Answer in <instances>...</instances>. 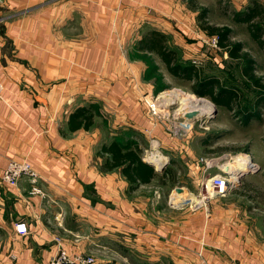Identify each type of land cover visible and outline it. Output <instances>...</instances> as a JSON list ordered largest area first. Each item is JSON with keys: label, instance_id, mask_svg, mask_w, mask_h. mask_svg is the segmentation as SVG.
<instances>
[{"label": "crops", "instance_id": "1", "mask_svg": "<svg viewBox=\"0 0 264 264\" xmlns=\"http://www.w3.org/2000/svg\"><path fill=\"white\" fill-rule=\"evenodd\" d=\"M250 1L232 0L236 11ZM197 16L186 0H0V264H48L57 238L71 255L121 243L158 246L166 264H264L260 224L237 218L224 199L192 209L185 222L159 205L155 221L148 205L159 201L157 179L129 193L120 169L101 170V147L123 133L178 149L152 127L132 75L140 66L128 55L157 31L184 61L227 58ZM91 104L100 112L93 127L69 131L70 115ZM10 160L28 161L37 181L5 184Z\"/></svg>", "mask_w": 264, "mask_h": 264}, {"label": "rangeland", "instance_id": "2", "mask_svg": "<svg viewBox=\"0 0 264 264\" xmlns=\"http://www.w3.org/2000/svg\"><path fill=\"white\" fill-rule=\"evenodd\" d=\"M186 1L189 3L190 0ZM195 1L199 5L200 3L206 5L209 10L208 17L211 24L220 27L229 26L233 29L234 34L232 39L244 44V50L255 60L256 73L258 77L261 78L262 85H264V47L261 49L251 38L245 24L233 23L231 17L224 14V7H228L230 11H236L232 0H223L220 6L218 5V0ZM258 1L264 5L262 0ZM244 9L245 8L242 10ZM211 38L212 43H210L214 47H217L216 38ZM214 39L216 40L215 45L213 44ZM204 53H207L206 49ZM211 55L213 56L206 59V62L196 58H193L191 61L198 65L202 63L200 67L205 69V72H210L220 77L225 76L226 72L232 73L236 81L233 79L231 83L240 87L239 93L240 97H242L240 104L234 105L233 111H229L225 107L217 106L208 96L199 97L196 95L193 92L194 85L191 82L179 81L170 76L157 57L152 55L146 57L137 53L134 49L129 52L128 56L131 61L137 62L140 66V73L137 70L136 77L134 75L135 72L132 74L138 82L139 96L143 98L148 97L152 99V102H157V104L160 105L161 115L166 119L164 123L160 124L150 117L148 119H150L151 125L158 123L156 127L171 134V131L168 130L167 127L169 122L175 119L173 117H178L181 121L184 118L183 114L178 112L181 106L180 102L178 100L174 102L167 101V99H169L167 97L161 98L160 95L163 92L175 90L182 94L194 95L197 98L208 100L214 105L215 109H217V112L215 114L213 113L212 117H199L192 120L194 121V128L186 136L174 138L169 134L171 138L175 139L174 141H177L178 149L174 151L168 150V153L166 150L159 147L150 136H142L139 132L132 134L135 140L138 141L144 149V158H147V155L152 151H156L169 159L166 165L163 164V171L167 167H171L178 181L174 186L159 185L160 188H157L155 191L158 193L159 197L154 194V199L160 202L158 201L157 203L154 201L152 205H148L150 207L148 217L156 221V219L153 218V216H156L155 208L157 209L160 207L159 205H161L167 209L179 212L181 222H185L188 218L189 211H192V209L198 211L202 204L209 206L216 198L220 197L224 199L220 202V205L239 208L240 212L237 214V218L242 221L247 220L249 222L259 223L261 226V233L263 234L264 103H261L255 108L254 112L257 113V116L252 117L250 120H246L245 115L250 111V107L253 106V102L257 97V91L252 82H247L246 79L241 77V72L238 70V67L243 62L231 60L228 57L224 58V55L220 52ZM144 106L146 107V105ZM100 123L103 125V122ZM238 155L250 156L257 166H255L253 170L250 169L247 173L239 176L240 179L238 178L239 180L236 182L235 186L231 187L225 195L210 200L208 199L207 201L203 200L206 204L201 202L198 205L187 201L185 205L180 206L177 203H181V200L178 199L176 201L172 199L175 196V188L182 187L186 189L188 193L193 194V196H195L194 198L202 201L203 196H207L204 187L206 180L211 176L224 174L222 173V166L224 163L232 160ZM206 163L210 165V168H207ZM192 165H194V167L196 166L195 169L192 168ZM162 172H160V174ZM230 174L231 173H229V175ZM148 191L149 190L146 191L145 196L149 195ZM133 230H135V228ZM136 232H138V229H136ZM136 232V235L133 234V236H137ZM104 245H106V243ZM157 247L158 246L152 245L150 249L144 248L145 250H143L140 249L138 245L128 247L124 246V244L116 243V245L110 246V249H107V245L104 249L102 247L99 248L100 253H95V259H101L104 263L110 261L112 264H166L168 262L166 258H164L165 262L163 259L159 260L161 253L159 251L160 248L158 249ZM164 255L163 257H166ZM167 256H170V254H167Z\"/></svg>", "mask_w": 264, "mask_h": 264}, {"label": "trees", "instance_id": "3", "mask_svg": "<svg viewBox=\"0 0 264 264\" xmlns=\"http://www.w3.org/2000/svg\"><path fill=\"white\" fill-rule=\"evenodd\" d=\"M222 1L218 0L219 6L222 5ZM189 7L198 12L199 27L209 37L216 38L217 47L227 52L229 59L243 62L238 67L241 77L247 82H252L257 91V97L245 118L250 120L257 116L254 110L264 103V85L256 73L255 60L244 50L242 42L232 39L234 32L231 27H220L210 23L207 7L199 6L195 0L189 1ZM223 12L231 17L233 23L245 24L251 38L261 49L264 47V5L258 0H252L242 11H230L228 7H224ZM135 49L137 53L146 57L148 55L157 57L166 72L176 80L191 82L194 85L193 92L199 97L208 96L217 106L225 107L229 111H233L235 104H240L242 100L239 93L240 87L231 83L234 79L232 73L226 72L225 76L220 77L205 72V69L192 61L182 60L181 55L170 48L164 34L157 31L147 32L137 43ZM99 114L97 105L91 104L78 108L69 117V131L90 130ZM99 157L103 160L102 171L120 169L129 183V193L156 179L160 186H174L178 182L171 167H167L161 174H158L154 166L143 160V149L130 133L117 135L111 142L105 143L101 147Z\"/></svg>", "mask_w": 264, "mask_h": 264}, {"label": "built area", "instance_id": "4", "mask_svg": "<svg viewBox=\"0 0 264 264\" xmlns=\"http://www.w3.org/2000/svg\"><path fill=\"white\" fill-rule=\"evenodd\" d=\"M213 44H216V40L214 39ZM5 86L0 76V99L3 98ZM143 104L146 105L148 114L150 117L159 122L160 124L165 122V117L161 115L160 105L157 102H152L151 98L145 97L143 98ZM158 100V99H157ZM184 114V113H182ZM175 119L169 122L167 127L168 130L171 131V136L174 138H182L186 136L192 129L194 128V121L187 120L185 118L182 121L178 117H173ZM158 123L152 125L153 128L157 126ZM152 132V130H151ZM253 161V159H252ZM250 169L253 170L256 166L254 161L251 163ZM207 168H210V165L206 163ZM225 168L222 169V175H229L225 173ZM241 175H238L237 180L235 182H227L219 176V174L211 176L206 180L205 189L207 192V196H203V200H210L218 196L225 195L231 187H234L236 182L240 179ZM37 173L34 171L31 164L26 160H10L8 162L7 167L1 174L2 181L10 186L16 187L22 179H28L32 183H35L38 179ZM239 178V179H238ZM37 188H33V192H37ZM205 203V202H204ZM57 246L49 259L48 264H96V259L94 256L85 253H77L75 255H71L62 245L61 239H56Z\"/></svg>", "mask_w": 264, "mask_h": 264}, {"label": "bare ground", "instance_id": "5", "mask_svg": "<svg viewBox=\"0 0 264 264\" xmlns=\"http://www.w3.org/2000/svg\"><path fill=\"white\" fill-rule=\"evenodd\" d=\"M161 98L167 97V101H179L181 106L178 109V112L180 114L188 112V111H198L199 117H210L213 114L214 111V105L209 102L206 99L203 98H197L194 95L189 94H182L181 92H176L175 90L170 92H163L160 95ZM204 119V118H203ZM166 157L163 156L161 153L158 152H151L147 160L151 161L156 167H162L164 162L166 161ZM252 158L248 155H238L237 157L233 158L230 161H226L222 167L228 169L230 171V175H222L219 174L221 179L227 181V182H235L237 180L238 175H242L247 173L250 170V165H252ZM257 166V165H256ZM176 191V188H175ZM173 200H181V203H177L178 205L182 206L187 201L190 203H195V205H198L200 203V200L194 198L193 194L188 193L186 189L183 188V191L181 193H177V191L174 193ZM189 198V199H188Z\"/></svg>", "mask_w": 264, "mask_h": 264}, {"label": "water", "instance_id": "6", "mask_svg": "<svg viewBox=\"0 0 264 264\" xmlns=\"http://www.w3.org/2000/svg\"><path fill=\"white\" fill-rule=\"evenodd\" d=\"M217 112V109H215V107H214V111H213V113L215 114ZM213 115V114H212ZM212 115L210 116V117H212ZM183 117L185 118V119H187V120H190V121H192V120H194V119H196V118H199V113H198V111H196V110H194V111H188V112H186V113H184L183 114ZM145 162H147V163H149V164H151V165H154L151 161H148V160H145ZM156 167V166H155ZM163 168H164V166L162 165V167H156V170L158 171V172H162L163 171ZM225 173L226 174H229L230 173V171L228 170V169H226L225 168ZM176 191H177V193H181L182 191H183V188L182 187H177L176 188ZM229 191V190H228ZM185 205V204H184ZM177 206V205H176Z\"/></svg>", "mask_w": 264, "mask_h": 264}]
</instances>
